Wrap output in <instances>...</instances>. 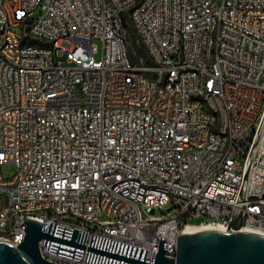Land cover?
Returning <instances> with one entry per match:
<instances>
[{
  "label": "built area",
  "instance_id": "obj_1",
  "mask_svg": "<svg viewBox=\"0 0 264 264\" xmlns=\"http://www.w3.org/2000/svg\"><path fill=\"white\" fill-rule=\"evenodd\" d=\"M50 205L89 227L38 217L44 232L142 249L147 264L155 237L172 259L185 228L230 230L237 210L239 231L264 235V0H0V232L9 208ZM24 221L4 235L13 247ZM42 242L44 260L85 264L86 250L78 262Z\"/></svg>",
  "mask_w": 264,
  "mask_h": 264
},
{
  "label": "water",
  "instance_id": "obj_2",
  "mask_svg": "<svg viewBox=\"0 0 264 264\" xmlns=\"http://www.w3.org/2000/svg\"><path fill=\"white\" fill-rule=\"evenodd\" d=\"M244 213L235 211L227 232L203 231L194 235L177 237L175 257L166 258V240L155 237L157 253L150 264H264V237L244 233ZM23 230L17 247L0 242V264H55L44 260L39 242L45 252L80 262L83 250L87 251L85 264H147L143 263L145 250L91 237L89 247H84L87 235L79 231L26 218L19 226Z\"/></svg>",
  "mask_w": 264,
  "mask_h": 264
},
{
  "label": "bare ground",
  "instance_id": "obj_3",
  "mask_svg": "<svg viewBox=\"0 0 264 264\" xmlns=\"http://www.w3.org/2000/svg\"><path fill=\"white\" fill-rule=\"evenodd\" d=\"M28 47L32 49H40V42L35 40H28ZM132 73H140V66H132ZM198 92L206 93V79H198ZM196 104H204V97H196ZM223 130V121L221 118L213 119V133H221ZM233 140L232 132H223L222 139V153H229L231 151V143ZM23 208L22 206H14L4 212V219L2 223V232H0V242L8 243L11 245L10 240H4V235H12L16 230L17 220H26V218L38 222V217L53 216L57 219H67L68 222L73 224H80L81 227H89V219L85 214H80L72 209H66L59 205H50L45 207L35 208ZM203 231H217L227 232L228 230L221 226H203V227H187L184 230L185 235H194ZM242 232V231H241ZM252 234L263 236L260 232H249Z\"/></svg>",
  "mask_w": 264,
  "mask_h": 264
},
{
  "label": "rangeland",
  "instance_id": "obj_4",
  "mask_svg": "<svg viewBox=\"0 0 264 264\" xmlns=\"http://www.w3.org/2000/svg\"><path fill=\"white\" fill-rule=\"evenodd\" d=\"M38 13L36 12L34 16H37ZM128 34H129V41H128V44H129V48H130V55H132V52H135L137 53V57H139L141 54H138L139 53V49L138 47L136 46L137 44V36L136 34L134 33V31L128 27ZM132 44H134L135 46V49L134 51H132ZM143 57V59L146 61V62H149V58L146 56V54L144 53V55H141ZM135 61H137V58L135 59ZM15 173V167L14 165L12 164H7V165H4L1 167V174H2V177L4 179H10ZM199 222V220H193V221H190L189 223H192V224H197Z\"/></svg>",
  "mask_w": 264,
  "mask_h": 264
},
{
  "label": "trees",
  "instance_id": "obj_5",
  "mask_svg": "<svg viewBox=\"0 0 264 264\" xmlns=\"http://www.w3.org/2000/svg\"><path fill=\"white\" fill-rule=\"evenodd\" d=\"M127 29H128V27H127ZM136 46H137L138 49H139V53H138V54L144 55V51H143V49H142L139 45H136Z\"/></svg>",
  "mask_w": 264,
  "mask_h": 264
}]
</instances>
